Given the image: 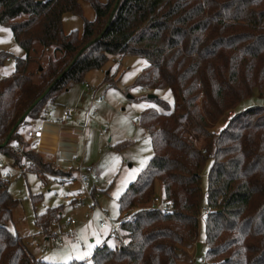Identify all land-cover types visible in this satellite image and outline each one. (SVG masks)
<instances>
[{
	"label": "trees",
	"instance_id": "obj_1",
	"mask_svg": "<svg viewBox=\"0 0 264 264\" xmlns=\"http://www.w3.org/2000/svg\"><path fill=\"white\" fill-rule=\"evenodd\" d=\"M80 1L92 7L94 20H84L80 34H65L62 15L81 17ZM0 24L25 53L0 52V66L13 60L11 74L0 78V145L27 112L0 148L12 165L21 164L12 145L24 144L23 131L45 121L58 94L102 69L109 56L145 59L139 85L172 96L170 104L154 95L159 109L142 112L139 124L152 156L117 201L120 237L113 240L119 246L96 247L89 264H184L179 258L192 248L201 215L206 264H264V106L230 113L264 89V0H0ZM36 44L60 55L39 69L34 83L27 67ZM227 113L226 125L209 132ZM187 126L207 149L187 136ZM24 154L36 167L29 172L72 175L73 169L59 171L33 149ZM208 159L204 195L200 174ZM9 180L0 169V264H52L32 256L6 228L17 204ZM156 182L169 204L163 210L150 206ZM61 209L35 215L34 225L47 236Z\"/></svg>",
	"mask_w": 264,
	"mask_h": 264
},
{
	"label": "rangeland",
	"instance_id": "obj_2",
	"mask_svg": "<svg viewBox=\"0 0 264 264\" xmlns=\"http://www.w3.org/2000/svg\"><path fill=\"white\" fill-rule=\"evenodd\" d=\"M105 3L107 0H98ZM82 16H73L69 13L62 15V28L65 34L78 31L80 34L83 22L94 20V11L85 1H80ZM27 70L31 80L37 83L38 71L43 68L49 59L59 57L53 49L43 50L39 45L33 46ZM0 52L11 54L15 58H24V51L14 42L9 29L0 24ZM12 57L4 61L0 67L1 76L12 72L13 64L9 62ZM147 62L136 56H109L106 64L100 70H93L85 74L81 83H71L65 92L58 94L53 109L48 110L46 120L57 123L60 110L64 106L77 109L72 122L66 127H56L67 139H72L76 144V152L71 156L60 157L54 154V167L66 173L70 169L72 175L79 176L80 172L91 170L98 174V179L93 183V200L98 207L106 212L109 219H121L118 212V199L130 183H133L139 173L144 169L152 156L150 139L146 130L140 126L139 119L146 108L159 109L155 102L148 98L156 95L170 104L173 99L168 90L154 91L142 88L138 79ZM87 88L95 92L93 99V114L86 116L85 111L91 104L92 95ZM264 106V89L261 93L254 91L252 95L242 100L230 113H239L249 107ZM229 113L224 114L209 132L217 133L228 122ZM188 125L187 122H185ZM194 127L187 126V136L193 139L198 148L205 147V139L193 135ZM70 130L71 132H65ZM29 141V140H28ZM34 144H18L23 152L34 149ZM14 147V145H12ZM207 149V147H205ZM204 149V148H203ZM39 150V149H38ZM1 158H4L0 155ZM60 162L61 164H59ZM210 160L201 172V189L205 195L208 184ZM0 169L6 171L0 163ZM76 188L74 181L66 186L44 184L36 173L26 172L24 175H13L9 180L8 192L17 202L12 209L11 220L6 228L22 238L28 252L37 259L52 264H69L71 262H84L89 259L96 249L106 243L107 247H118L117 240L108 239V231L99 227L102 220L100 213L94 214L92 201L86 194L81 193V204H69L66 200L55 199L69 196ZM91 193V189L88 194ZM39 197L36 203L33 197ZM155 198L150 206L156 209L169 207L164 199L161 184H155ZM61 206L60 226L64 225L66 218L75 219L79 227L73 236L64 238V245L59 247L53 237V232H58L56 227L50 226L48 237L41 233L33 223L35 215L46 209ZM91 214L88 218L87 215ZM204 217L198 219L197 237L192 244L184 264H206V245ZM181 262V263H182Z\"/></svg>",
	"mask_w": 264,
	"mask_h": 264
},
{
	"label": "built area",
	"instance_id": "obj_3",
	"mask_svg": "<svg viewBox=\"0 0 264 264\" xmlns=\"http://www.w3.org/2000/svg\"><path fill=\"white\" fill-rule=\"evenodd\" d=\"M93 99L94 96L91 99V104L88 107V109L85 111L86 116L89 117L93 114ZM77 112V109L70 106H64L61 108V114L59 118L60 125H67L69 122L73 120L74 114ZM43 135V127L42 125H38L36 128L27 130L25 132L26 139L33 140V141H39L42 138ZM20 145L16 144L14 146L15 153L20 157L21 164L19 166L12 165L5 157H0V163L2 166L6 168V176L11 179L13 175L21 176L24 175L26 172H29V170L36 168L34 163L24 154L22 148L19 147ZM34 149L36 152L40 151V147L38 144H34ZM39 149V150H38ZM36 174L38 177L42 180L44 184L49 185H57V186H66L70 182L74 181L76 184V188L70 192L69 196H57L55 195V199L58 200H66L68 202H71V204L78 205L81 204V193H84L87 195V197L92 201V211H98L102 217V220L99 222V227L103 230L108 231V239H113L116 236L120 237V224L121 219L111 220L109 219L106 212L101 210L97 203L93 200L91 194H88V191L93 187V183L98 179V174L94 173L91 170H87L86 172H80L78 177H75L73 175L69 176H60L53 173H47L44 172L41 169L37 168ZM154 202H158V199H154ZM91 216V214L87 215L88 218ZM65 229L63 232H57L53 234V237L55 241L57 242L58 246L61 247L64 245V238L73 236L75 231L78 229L79 224L78 222L73 218H66L63 220ZM53 227L58 228L59 223L53 222ZM118 237V238H119ZM123 239H120V242H122ZM103 246V245H101ZM100 246V247H101ZM83 263L89 264L90 259L85 260Z\"/></svg>",
	"mask_w": 264,
	"mask_h": 264
},
{
	"label": "crops",
	"instance_id": "obj_4",
	"mask_svg": "<svg viewBox=\"0 0 264 264\" xmlns=\"http://www.w3.org/2000/svg\"><path fill=\"white\" fill-rule=\"evenodd\" d=\"M10 63L13 64V60H9ZM3 66V65H2ZM0 66V67H2ZM13 71V70H12ZM11 74V72L9 73L6 72L4 74V76H9ZM3 77L0 74V78ZM87 90L89 91V93L94 96L96 91L91 90L90 88H87ZM53 109L50 108L49 110ZM60 114H61V110H60ZM72 122V121H71ZM70 123V122H69ZM38 125H42L43 127V135L42 138L39 141H33V140H29L26 139V143L29 145H32V143L38 144L40 147V151L37 152L45 161H49L52 164H54V159L52 158L54 156V154H58L60 155V157H63L65 155L67 156H71L72 154H74L76 152V144L72 139H67L65 138L61 133L60 130H58L56 127H66L67 125L63 126L60 125L59 123V119L57 120V123H53L51 121H43L41 123L38 124H31L29 125L24 131H23V135H25V131L27 130H31L36 128ZM65 132H71L70 130H66ZM29 140V141H28ZM16 144H14L15 146ZM14 148V147H13ZM59 164H61L60 162H58ZM97 211H94V214ZM65 229V225H63L62 227L59 224V227L57 229L58 232H63ZM57 232H53V234H55ZM113 240V239H111ZM103 245V244H102Z\"/></svg>",
	"mask_w": 264,
	"mask_h": 264
},
{
	"label": "water",
	"instance_id": "obj_5",
	"mask_svg": "<svg viewBox=\"0 0 264 264\" xmlns=\"http://www.w3.org/2000/svg\"><path fill=\"white\" fill-rule=\"evenodd\" d=\"M116 7V4L114 5V9ZM50 88H48L47 90L44 91V93L37 98L34 102L33 105H35L48 91ZM154 97V95H149L148 98H152ZM27 113V112H26ZM26 113H24L15 123V125L11 128V130L9 131V133L6 136V139L4 140V142L0 145V148H3L9 141V138L11 136V134L13 133V131L16 129V127L20 124V122L23 120V118L25 117Z\"/></svg>",
	"mask_w": 264,
	"mask_h": 264
}]
</instances>
